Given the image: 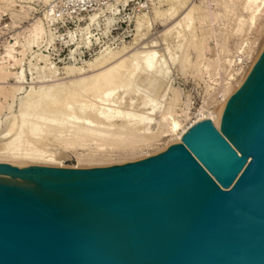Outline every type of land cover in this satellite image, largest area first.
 <instances>
[{
    "label": "water",
    "instance_id": "95a60500",
    "mask_svg": "<svg viewBox=\"0 0 264 264\" xmlns=\"http://www.w3.org/2000/svg\"><path fill=\"white\" fill-rule=\"evenodd\" d=\"M0 264H264V47L211 119L140 160L0 163Z\"/></svg>",
    "mask_w": 264,
    "mask_h": 264
},
{
    "label": "rangeland",
    "instance_id": "374dc122",
    "mask_svg": "<svg viewBox=\"0 0 264 264\" xmlns=\"http://www.w3.org/2000/svg\"><path fill=\"white\" fill-rule=\"evenodd\" d=\"M124 1L119 0L103 10L101 7L87 13H74L53 18L48 14L49 8L60 7V0H0V78L3 79L0 80V152L5 151L6 143L18 133L21 123L18 117L21 106L31 90L38 91L60 85L61 90L65 92H78L80 88L72 85L76 80L96 75L104 69L107 71L137 49L150 51L158 48L159 51H155H158V57L161 59L159 60L162 61L161 68H164L163 71L168 76L165 81L145 85L138 91L130 90V95H137H134L136 101L130 100L129 94L125 96L127 97V99L124 98L125 100L128 101L129 98L128 102L132 101L133 106L130 107L123 99L124 96L120 97L122 92L120 89L113 92L112 101L110 97L109 100L106 97L108 102L103 99L105 101H100L102 104L98 103L102 110H106L111 106L124 109L123 103L126 102L125 109H129L124 110L127 113L132 112L133 109L136 110V112L133 111L134 113H138V107L141 112L140 105L142 99L146 97L153 98L150 100L160 107L163 104L161 112L165 110L166 112L163 111V113L167 115L160 126L155 125L152 128V132L157 135L156 138L150 143L141 144L132 152L107 147L101 154L94 155L89 160L80 158L88 154L93 155L94 144L72 147L48 140L47 145L41 147V155L48 157L47 160L54 159L60 164L59 167L67 168L110 166L155 155L164 151L176 137L166 134L159 136L170 122L167 120L171 118L185 120L182 126H186L201 109H214L220 100L218 99L219 87L222 94L230 82L234 83V80H230L231 76L233 79H238L236 74L243 73L249 65L250 59H246V50L251 51V57H253L263 42L264 13L253 28L248 29L245 26L242 32L236 31L239 19L248 15L244 11L245 0H131L116 16L117 6ZM180 2L183 6L186 4L184 8ZM177 5L180 6L177 8ZM173 6L175 10L177 8V11H180L175 13V18L169 15L173 12L171 10ZM193 7L199 9L192 14V19L194 17L192 29L186 30L178 41L173 40L175 42L166 43L167 45L161 41L157 42L158 39L161 40L160 36L166 29L177 24ZM92 13L94 14L90 15ZM196 14H200L199 19ZM93 16L98 18L91 21L90 18ZM80 17L84 19L79 20ZM85 17L88 18L85 19ZM39 30H42L44 34L41 39L35 41ZM151 41L155 44L152 45ZM150 42L152 44H149ZM144 47L150 48L146 50ZM112 54L115 58L113 57L111 62L108 61L107 64H109L105 67L102 66V69L101 67L99 70L98 68L88 69V66L97 58L99 60L111 58ZM238 56L245 57V62L243 63L241 59L240 63L244 65L235 68V60ZM69 67L83 69V72L70 75ZM48 71L51 73L49 76L52 82L48 80L49 83L47 81L46 83L43 82V78ZM170 85L174 88V93H177L179 100L173 99V90L168 91L169 87L172 88ZM114 96L118 103L114 102ZM140 98L141 101H138ZM90 99L88 102L91 105L95 100ZM172 100L175 102L173 103ZM110 102H114V105ZM26 148L30 147L21 146L19 154H25ZM2 159L5 163H18L20 167L26 164L27 166H51L41 160L32 161L19 156Z\"/></svg>",
    "mask_w": 264,
    "mask_h": 264
},
{
    "label": "bare ground",
    "instance_id": "6f19581e",
    "mask_svg": "<svg viewBox=\"0 0 264 264\" xmlns=\"http://www.w3.org/2000/svg\"><path fill=\"white\" fill-rule=\"evenodd\" d=\"M117 1L119 0H116L115 2L109 4L106 7H103L101 10L108 8L113 4H116ZM130 1L131 0L127 2V0H125L123 4H119L117 6L118 13L116 16H118L121 13V9L127 6ZM180 3L183 6V3L182 2ZM185 5L186 4H184L183 8L185 7ZM178 6L180 5H177V8ZM177 8L175 10L173 6L174 10L171 9L173 12H171V14L169 15L172 18L175 16V13L176 14L180 13V11L179 12L177 11L178 10ZM193 8L188 10L189 12H187L186 15L179 22H177V24H175L173 27L169 29H166L160 36L161 40L158 39L157 42L161 41L163 44L167 45L166 43H170L173 40L176 41L177 39L178 41V39H180V37L183 35V33L186 30L192 29L193 21H194L193 20L194 17L192 19V14L193 12L196 13V9H197L195 7ZM55 9L56 7L49 8L48 14H50L53 18L62 16L61 14L59 16H55L54 15L56 11ZM101 10L99 9V11ZM244 11L248 15L245 18L241 17L239 19L238 27L236 30L237 32H242L245 26L248 29H251L257 24V22L264 13V0H245ZM108 12H111V10H108ZM94 13L90 15H93ZM198 15L196 14V17H198L199 19ZM88 17H85V19ZM97 18L98 17L93 16L90 18V20L94 21ZM82 19L84 18L83 17L79 18V20ZM43 34L44 32L42 30H39L38 35H36L37 37L35 41L41 39ZM151 42L149 44L152 43H153L152 45L155 44V42L152 43ZM149 44L147 43V45ZM158 45L160 44L158 43ZM263 47H264V38L260 48L253 57H251V51L246 50V54H247L246 59L247 58L250 59L249 65L247 63L248 66L246 67V70L243 73L236 74V76L239 77L238 79L235 78L233 79V76H231L230 80H234V83L230 82L228 86L224 88L222 94H221L222 91L219 87L218 99L220 100L218 101L214 109H201L198 112V114L186 124V126H182V122H184L185 120L183 121L171 117L170 120H167L170 121L168 125L166 124L167 127H165V129L160 133L157 132V134L159 133V136L163 134H166L167 136L169 135L171 137L176 136L175 138H173L172 142L168 146L180 142L182 135L189 129V127H191L193 124H195L198 121H201L203 119H211L212 122L217 126L221 107L226 103L230 95L234 93V91H236V89L242 84L247 74L250 72L252 66L254 65L255 61L259 58ZM144 49L146 48L144 47ZM154 49L158 50V48L157 49L154 48ZM155 50L152 49L150 51L148 50L141 51L140 49L139 50L137 49V51L130 54L124 60L122 61L119 60V63L118 64L116 63L117 65H113V67L111 66V68H109L108 70L106 69L107 71H105L104 69L103 72L99 71L97 72L98 74L96 73V75L95 74L93 76L90 75V77L79 79L76 80L75 82L72 81L73 82L72 85L80 88L78 92L77 91L65 92L61 90L60 85L53 87L51 86L48 88L42 87L43 89H39L38 91L31 90V92L28 94V98L22 103L21 110L18 116L21 121L18 129L19 131L12 140L10 139L9 142L6 143L5 151L4 152L1 151L2 154L0 157V163H5V161H3V159L1 160V158H8L10 156L11 157L19 156L20 158L30 159L32 161L41 160L47 162L48 165L59 167L60 164L56 163L58 161L54 159L47 160L46 158L48 157L41 155V147L44 146L48 140L57 141L63 146H72V147L74 146L83 147V146H90V144H94L95 151L93 152V155L88 154L86 156H83L80 158L81 160H89L94 155L101 154L104 148L107 147H114L120 150H129L130 152H132L141 144L150 143L154 138L157 137V135L154 132H152V128L155 125L160 126V123L166 119L165 116L167 114L163 113V111L165 110L161 112V107L164 105L162 104L160 107V105H157L154 103V101H151L153 98L151 99L150 97L149 98L146 97L145 99H142L143 101L140 105L141 106L140 111L142 110L141 112H139V107L137 108L135 106L138 110L137 111L138 113H134L136 112V110L134 109H133L134 112L132 111L130 113H127L125 110H128L129 108L125 109V107L133 106L132 101L131 102L128 101L136 99L134 96L136 94L134 95L131 94L132 95L131 96L129 92L133 90L138 91L143 86L148 84H159L168 78L165 71H163L164 68L163 69L161 68L162 61H160L161 59L158 57L159 50L158 51ZM113 55L114 54H112L111 58L108 57L102 60H99L97 58L95 62H92L93 64L91 63V65L88 66V69L92 70L98 68L99 70L100 67L102 69V66L105 67V65L109 64V63L107 64V62L114 57ZM241 59L243 60V63L245 62L244 61L245 57L238 56L237 59L235 60V68H240L244 65L240 63ZM82 72L83 69H78V68L77 69L70 68L68 70V74L70 75L77 73L81 74ZM50 74L51 73L48 71V74L44 75L43 82L44 81L48 82V80H50V76H51ZM0 80L3 79L0 78ZM40 83L44 84L42 82ZM172 88L170 89L169 87L170 90L168 89V91L172 92L173 90L172 93H174L175 90L174 88L173 89ZM119 89L122 91L120 97L124 96L123 99L125 98V96H127V94H129L128 96H130V100L129 98L128 101L125 100L127 99V97L124 99L125 101L128 102L127 106H125L126 102L123 103L125 110L123 108H117V107L114 108L112 106L109 107V105H108L109 108H107L106 110H102L100 108L101 106L98 103H101L100 101H105L103 99H106L107 101L108 98L109 100V97H110V101H112L111 97H113L112 96L113 92L114 91L116 92V90L118 91ZM115 96L113 100H115L114 102H117ZM173 96H174L173 99L175 101L179 100L177 99V93L176 94L174 93ZM120 97L118 96V99ZM90 98H93L95 100L94 103L93 101H91L93 103L91 105L89 104L90 102H88L91 100ZM123 99H121V101H123ZM139 100L141 101V98L138 99V101ZM175 101H173V103ZM114 102L112 103L110 102V104L114 105ZM115 105L117 106L116 103ZM119 107H121V105H119ZM13 123H15V120H13ZM13 127L14 126H12V128ZM9 132L8 134L11 133ZM25 145L29 146L30 148L29 149L26 148L27 150L24 152L25 154H19L20 147ZM11 165L20 167V164L18 163H11Z\"/></svg>",
    "mask_w": 264,
    "mask_h": 264
},
{
    "label": "built area",
    "instance_id": "2783aa9c",
    "mask_svg": "<svg viewBox=\"0 0 264 264\" xmlns=\"http://www.w3.org/2000/svg\"><path fill=\"white\" fill-rule=\"evenodd\" d=\"M116 0H60V7L56 8L55 16L81 14L106 7Z\"/></svg>",
    "mask_w": 264,
    "mask_h": 264
}]
</instances>
